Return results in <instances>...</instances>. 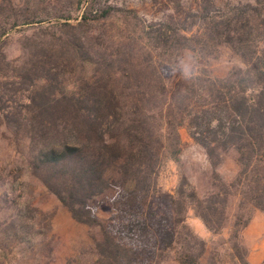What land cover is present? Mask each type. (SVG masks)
<instances>
[{"label": "trees", "instance_id": "16d2710c", "mask_svg": "<svg viewBox=\"0 0 264 264\" xmlns=\"http://www.w3.org/2000/svg\"><path fill=\"white\" fill-rule=\"evenodd\" d=\"M110 16L106 11L101 19ZM188 17L149 27L146 49L131 47L136 38H128L104 50L100 37L83 36L84 56L75 68L83 74L51 93V85L63 83L56 68L45 70L33 59L27 67L44 75L33 80L39 89L17 120L32 143V173L76 221L99 229L91 264H162L170 258L200 264L207 243L187 223L189 206L215 234L228 221L234 189L240 212H264V0L228 9L201 0ZM222 46L244 67L224 78L175 73V52L210 59ZM71 57L66 59L78 55ZM185 126L213 168V189L203 198L194 190L172 195L157 186L162 158L178 159ZM230 149L237 152L239 172L227 185L216 169ZM104 204L110 211L102 220L98 210ZM250 220L238 217L235 240ZM242 264L251 263L242 258Z\"/></svg>", "mask_w": 264, "mask_h": 264}, {"label": "rangeland", "instance_id": "374dc122", "mask_svg": "<svg viewBox=\"0 0 264 264\" xmlns=\"http://www.w3.org/2000/svg\"><path fill=\"white\" fill-rule=\"evenodd\" d=\"M248 1L253 0L216 3L228 9ZM200 2L0 0V264H91L97 259L95 242L99 229L76 221L71 211L32 173V143L25 127L17 124L28 112L33 92L39 89L33 80L44 76L42 70L27 71L31 60H40L45 70L56 68L53 73L63 83L51 85L46 90L51 93L62 89L61 85L68 87L77 75L83 74L81 67L75 69L84 56L80 51L83 36L100 37L98 42L104 50L113 51L128 38H136L131 47L146 49L149 27L172 19L173 23L182 22L198 9ZM106 11L111 16L101 19ZM84 18L89 21L80 25ZM69 55L78 58L67 60ZM172 59L175 73L187 76L207 74L224 78L232 70L244 67L239 56L227 46L220 47L215 58L202 59L194 52L180 51ZM179 133L181 152L177 160L162 158L156 176L158 189L172 195L182 189L194 190L203 198L213 189V168L189 129L182 127ZM237 157L235 149L222 153V163L216 169L227 185L239 172ZM239 202V192L234 189L227 206L228 221L217 234L206 228L192 206L188 207L186 216L191 228L199 236L201 230L211 233L209 240L204 239L207 249L200 264H242V258L264 264V212L252 207L240 212ZM98 211L103 220L109 216L110 207L104 204ZM238 217L242 223L250 217L251 220L235 240L232 234ZM162 264L179 263L170 258Z\"/></svg>", "mask_w": 264, "mask_h": 264}, {"label": "crops", "instance_id": "0c3cea01", "mask_svg": "<svg viewBox=\"0 0 264 264\" xmlns=\"http://www.w3.org/2000/svg\"><path fill=\"white\" fill-rule=\"evenodd\" d=\"M254 223H255V220H253L252 225H253ZM210 235H211V233L208 232L207 230H201V231H200V236H201L203 239H205L206 241L209 240ZM248 261H249L251 264H261V263H259V262H255V261H253V260H248Z\"/></svg>", "mask_w": 264, "mask_h": 264}]
</instances>
